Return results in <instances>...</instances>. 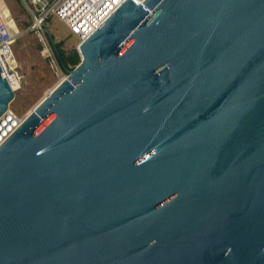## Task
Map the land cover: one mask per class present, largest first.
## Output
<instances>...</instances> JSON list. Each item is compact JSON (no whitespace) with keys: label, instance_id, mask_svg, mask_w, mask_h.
Masks as SVG:
<instances>
[{"label":"water","instance_id":"water-1","mask_svg":"<svg viewBox=\"0 0 264 264\" xmlns=\"http://www.w3.org/2000/svg\"><path fill=\"white\" fill-rule=\"evenodd\" d=\"M77 51L0 144V264H264V0H125Z\"/></svg>","mask_w":264,"mask_h":264},{"label":"rangeland","instance_id":"rangeland-1","mask_svg":"<svg viewBox=\"0 0 264 264\" xmlns=\"http://www.w3.org/2000/svg\"><path fill=\"white\" fill-rule=\"evenodd\" d=\"M5 9V17L10 31L15 37L14 51L21 75V88L14 91L10 107L17 113L26 114L66 72L60 67L52 50L46 30L35 32L31 28L32 15L21 0H0V10ZM60 48L67 54L76 49L78 38L54 16L46 19V26ZM78 52V51H77Z\"/></svg>","mask_w":264,"mask_h":264},{"label":"built area","instance_id":"built-area-1","mask_svg":"<svg viewBox=\"0 0 264 264\" xmlns=\"http://www.w3.org/2000/svg\"><path fill=\"white\" fill-rule=\"evenodd\" d=\"M32 15L31 28L43 32L46 19L54 16L76 37L89 36L125 0H21ZM143 2V0H133ZM4 13L0 10V74L13 91L14 81L20 83L15 57V37L10 31ZM26 114L15 112L10 104L0 115V144L20 125Z\"/></svg>","mask_w":264,"mask_h":264},{"label":"trees","instance_id":"trees-1","mask_svg":"<svg viewBox=\"0 0 264 264\" xmlns=\"http://www.w3.org/2000/svg\"><path fill=\"white\" fill-rule=\"evenodd\" d=\"M49 42L58 60V63L64 72H66L67 69L72 68L79 62L80 58L76 49H72L67 54H65V51L60 48L58 43L52 44L50 40Z\"/></svg>","mask_w":264,"mask_h":264},{"label":"bare ground","instance_id":"bare-ground-1","mask_svg":"<svg viewBox=\"0 0 264 264\" xmlns=\"http://www.w3.org/2000/svg\"><path fill=\"white\" fill-rule=\"evenodd\" d=\"M1 11H2V13H4L5 16L7 15V11H6L5 9L2 8ZM77 38H78V37H77ZM85 38H87V36H85V35H84V36H79V38H78L79 43H80L82 40H84ZM78 45H79V44H78ZM77 47H78V46H77ZM17 85L19 86L18 89H20V88H21V85H20V83H19L18 81H14L13 84H12L13 88H15ZM16 88H17V87H16Z\"/></svg>","mask_w":264,"mask_h":264}]
</instances>
